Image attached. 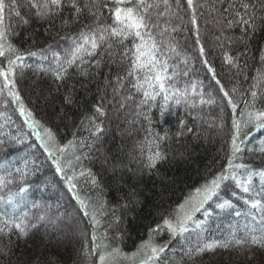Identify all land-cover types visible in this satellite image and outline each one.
<instances>
[{"label":"trees","instance_id":"trees-1","mask_svg":"<svg viewBox=\"0 0 264 264\" xmlns=\"http://www.w3.org/2000/svg\"><path fill=\"white\" fill-rule=\"evenodd\" d=\"M5 2L7 4L10 0ZM238 2L194 0L197 18L194 26L191 22L192 10L188 9L187 0H181L178 17L171 18L167 25L161 52L157 55L167 59L170 76L176 73L170 83L181 91L187 89L195 107L183 101L177 104L175 98L169 99V110L163 118L160 116V105L165 104L163 93L140 108L136 105L141 95L130 89L127 80L119 95L114 94L116 76L125 75L128 67L127 61L121 62L123 48L119 45L113 46L111 57L105 53V64L99 70L101 74L93 79L79 76L77 68L73 67L69 69L68 78L57 81L44 70L49 66L51 52L45 53L49 56L47 62L39 55H26L28 52L46 50L49 46L63 54L64 50L72 47L73 34L78 33L84 25L91 24L93 17L85 13L76 21L65 9L62 16L57 15L50 20L38 19L35 10L29 7V0H18L19 16H10L6 10L8 42L24 55L22 61H17L18 65H23L16 68L17 91L26 107L32 111V118L49 127L61 145L75 141V155L81 159L79 162L73 161V167L58 174L53 163L55 157L44 150L40 136L33 133L31 125L26 122L28 118L19 112L18 102H13L6 91L0 92V176L6 175L7 169L12 173L8 178L14 181L6 188H0V211L9 207L6 203L9 195L18 193L19 188L24 187L25 192L15 195L13 199V203H20L17 212H28L33 223L42 213L60 218L59 229L55 232L50 225L41 224L26 238L19 237L15 231L10 237H0V264H96L98 257L91 251L93 225L90 217L80 208L77 194L81 198H99L106 204L96 228L100 243H107L128 254L129 258L121 256L116 264H134L130 256L142 241L148 239L149 229L161 224L194 189L227 165L233 117L239 118L245 98L251 100L250 90L264 94V82L252 88L256 83L253 77L257 75V70H264L261 60L264 57V19L258 18L256 31L250 33L247 52L240 57V70L224 62L225 51L233 56L245 52V43L238 39L241 28H227L218 22L223 9L229 3ZM259 2L253 0L257 5ZM213 5L216 11H213ZM108 14L109 10L103 9L102 19ZM258 16L264 17V10H258ZM64 19L70 20L68 26L63 25ZM166 19L161 18V28L165 27ZM25 20L27 23L23 22ZM173 28L176 30L173 31ZM197 29L205 56L200 55L199 45L195 43ZM217 36H221L220 41L216 39ZM227 38H232L231 44ZM221 42L223 48L219 46ZM169 44L175 45V51L169 49ZM125 46L131 47V41H127ZM100 51L104 53L105 50L101 48ZM90 59L85 57V60ZM205 59L208 66L215 69L216 79L220 80L226 91L231 93L234 87L237 89L232 96L238 104L237 110L228 105L220 85L212 78L213 73L203 63ZM91 71L94 74L97 72L94 63ZM105 77L110 80V86L104 85ZM193 83L196 84L195 93L191 87ZM98 88L101 89L100 93ZM201 91L205 100L214 98L215 103L201 104ZM101 95L107 115L99 118L103 132L98 138H93L89 135L87 122L82 125V119L86 115H94L93 105L100 101ZM128 95H132L133 99L125 101L123 97ZM66 97L73 102L67 103ZM122 103L124 107H121ZM257 107H264L259 99ZM181 120L186 127L180 125ZM187 128L193 130L188 132ZM149 132L160 135L167 133L169 137L160 142L166 159L158 162L152 170L141 164L143 157L140 146L149 138ZM176 132L182 135L176 136ZM251 133L245 139L242 132L240 139L243 140V150L234 163L245 164L257 171L264 170V129L251 130ZM81 141L91 147H80ZM56 155L61 154L57 152ZM70 159H73L71 149L61 157V163L66 164ZM17 168L21 170L20 173L16 172ZM83 170H90L95 175L99 188H94L85 178L77 176L72 182L76 184L75 191H69L65 176ZM240 171L243 174V169ZM260 186L259 176L254 177L257 191ZM233 191L237 192V196H232ZM241 195L247 194H241L229 183L218 198L213 197L194 215L197 222H203L209 237L225 240L234 229H243L245 225L257 226L247 215V208L239 198ZM223 199H231L234 208L222 210L216 207V203ZM33 203L38 207L33 208ZM237 211L241 213L240 216L235 214ZM256 219L258 221L259 217ZM198 231L190 226L188 232L178 237H171L166 229L154 234L157 243L169 244L164 254L167 264H264V249L257 247L244 250L243 255L239 256L234 251L218 249L189 262L184 252L196 242ZM105 233L107 239L104 238Z\"/></svg>","mask_w":264,"mask_h":264},{"label":"snow or ice","instance_id":"snow-or-ice-1","mask_svg":"<svg viewBox=\"0 0 264 264\" xmlns=\"http://www.w3.org/2000/svg\"><path fill=\"white\" fill-rule=\"evenodd\" d=\"M20 7L18 0H10L6 4L5 0H0V78H2V87L0 92H7V95L12 97L13 102H18L19 112L24 117H27V123L31 125L34 134L40 136V143L44 146V150L55 157L53 163L56 166L58 174L64 173L66 168L73 167V161L79 162L81 157L75 155V141L70 140L68 143L61 145L55 133L42 124L39 120L33 117V113L29 110L24 101L22 100L19 91H17L16 82V68L23 65H18L17 61H22L24 55L20 54V49L8 42V30L5 25V12L8 14L19 16L20 12L17 10ZM30 9L35 10V15L38 19L50 20L54 16L63 15L67 9L69 16L79 21L81 17L87 13L88 16L93 17L91 24H86L74 33L72 36V47L64 50L63 54L54 51L52 46L46 50H38L26 53L27 56L39 55L43 61H49V56L46 52H51V60L49 66L44 69L50 72L55 80L64 81L69 77V69L77 68L78 75L84 78L93 79L96 75H100V68L105 64V53L111 57V49L114 45H119L123 48L121 53V62L127 61L128 67L125 75L116 76V87L113 89L114 94L119 95V90L124 86L125 81H128L130 89L134 90L137 94L141 95L137 108L142 105H148L150 101H154L158 95L163 93L165 104L160 105V116L168 112L167 101L175 98V102L180 104L182 101L187 103L190 107H195V104L189 99L190 93L187 89L181 91L170 83L173 76L168 74L169 64L167 59L160 58L157 53L161 52L163 37L167 32V25L170 24L171 18L178 17L181 9V0H29ZM188 9L192 10L191 22L195 26L197 24L196 18V5L194 0H187ZM103 9H108L109 14L106 18L103 17ZM258 10H264V0H260L259 4L253 3V0H239L238 3H229L227 8H224L219 16V23L225 24L227 28L233 26L241 28V36L238 38L242 43H245V52H238L235 56L229 52H224L225 64L232 68L240 70V57L247 52V41L250 38V33L256 31V21L258 18ZM213 11H216L213 5ZM155 17V20L153 19ZM161 18H168L165 20V27L161 28ZM110 21V22H109ZM27 23V21H23ZM69 19L63 20V25L68 26ZM160 29V31H157ZM176 29L173 28V31ZM223 36V30H221ZM221 36H217L218 41ZM228 43H232V38H227ZM131 41V47H126L125 43ZM199 45V52L201 56H205V48L201 44L198 29L197 39L195 41ZM221 48L224 44L221 42ZM105 51L102 53L100 49ZM169 49L175 51V45L169 44ZM99 56V59L96 57ZM85 57H91L90 60H85ZM264 63V57H261ZM93 63L97 72L94 74L91 69ZM203 63L208 66V61L205 59ZM245 66L247 64L245 63ZM208 71L213 73V79L217 85H220V91L223 92L224 97L227 98L228 105L235 111L238 108L236 101L232 96L236 94L237 89L234 87L226 91L221 85L220 80L216 79L215 69L208 66ZM185 75L187 73H184ZM256 82L252 88H257L261 82H264V70H257V75L253 77ZM104 85L110 86V80L105 77ZM83 87V86H82ZM193 93H195L196 84H192ZM171 89V91H170ZM98 93L101 89L98 88ZM201 104H213L214 98L205 100L204 93H199ZM251 100L244 99V108L239 112V118L233 117L232 127L233 134L231 137L230 155L228 157L227 165L211 179L194 189L185 200L177 205L174 212L165 217L161 224H157L155 228L149 229V237L147 240L142 241L130 258L134 264H167L164 254L169 247L168 242L163 245L157 243L154 239V234L168 231L171 237H178L189 231V224L194 220V213L200 212L204 205L211 201L213 197H219L220 192L228 186L233 184L239 190L243 204L247 208V215L251 217L252 221L256 223V227L245 225L243 229H234L229 233L225 240H219L209 237L204 230L203 222H197L196 228L200 231L196 232V242L188 247L184 256L187 261L193 262L195 258L201 257L205 253H214L218 249L231 250L236 254L243 255L244 250L251 247L264 249V170H254L245 164H236L234 161L240 157L243 150V140L240 139L242 132L244 138L247 139L251 135V130L264 129V107H257V102L264 104V94H259L257 90H250ZM67 103H72L70 97H66ZM125 101L133 99L132 95L123 97ZM124 107V104H121ZM94 115L85 116L82 119V125L86 121L90 137L98 138L103 132L102 121L100 117H105L103 103V95L100 96V101L93 105ZM147 118V117H146ZM182 127H186L183 120L180 121ZM42 130V131H41ZM192 128H187L191 132ZM248 130V131H244ZM176 136L182 135L180 132L175 133ZM169 137L167 133L160 135L159 133L149 132V138L140 146L142 167L148 170L154 169L158 162L166 159V155L161 148V141L167 140ZM15 139V138H14ZM17 143H20L17 140ZM91 147L90 144L80 142V147ZM72 150L73 159L67 161L66 164L61 163V157ZM57 152L61 155L57 156ZM243 169V174L241 173ZM17 168L16 172L20 173ZM6 175L0 176V188H6L9 184L13 183L9 179L12 175L7 172ZM77 176L85 178L86 182H90L94 188H99L98 181L91 173L90 170H83L80 173L72 176H65V180L69 186V191H75L76 184L72 183L77 179ZM259 176L261 186L259 191L254 187V177ZM227 182V183H226ZM25 188H19V192L9 195L6 203L9 206L0 211V237H10L11 233L15 231L19 237L26 238L30 233L41 224L50 225L53 232L59 229L60 218H52L46 213H42L36 217V222H32L28 212H17L20 203H13L15 195L24 193ZM232 196H237V192L233 191ZM23 198L21 197V200ZM76 200L84 210L86 216H89L93 225L92 235V254L98 257L96 264H116V260L121 256L129 258L128 254L121 252L119 248H112L107 243H100V237L96 234V228L100 224L99 216L103 215L106 204L101 202L99 198L93 200L91 197L81 198L79 194L76 195ZM33 208H37L38 204L33 203ZM216 207L224 209H233L234 205L231 199H223L218 202ZM11 208V211H9ZM90 210V211H89ZM79 211V209H78ZM240 216L241 213H235ZM208 215V214H206ZM257 216L259 220L257 221ZM107 239V233L104 234ZM87 249V245L85 246Z\"/></svg>","mask_w":264,"mask_h":264},{"label":"rangeland","instance_id":"rangeland-1","mask_svg":"<svg viewBox=\"0 0 264 264\" xmlns=\"http://www.w3.org/2000/svg\"><path fill=\"white\" fill-rule=\"evenodd\" d=\"M219 201V200H218ZM219 202H221V201H219ZM217 204V203H216ZM199 212H197V213H194V215L196 214H198ZM195 215V216H196ZM195 216H194V220H193V222H191L190 224H189V227L191 226V227H196V223H197V220L195 219Z\"/></svg>","mask_w":264,"mask_h":264}]
</instances>
